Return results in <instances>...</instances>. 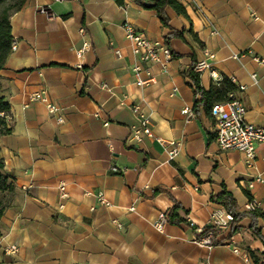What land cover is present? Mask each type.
Instances as JSON below:
<instances>
[{
  "label": "crops",
  "instance_id": "crops-1",
  "mask_svg": "<svg viewBox=\"0 0 264 264\" xmlns=\"http://www.w3.org/2000/svg\"><path fill=\"white\" fill-rule=\"evenodd\" d=\"M122 1L26 0L10 16L14 41L0 95L10 105L11 133L0 137V157L15 191L0 219V264H256L248 250L264 264V242L248 218L229 238V229L217 231L210 249L193 241L220 206L210 197L223 186L240 210L250 201L264 211V144H256L251 167L241 152L220 150L213 119L202 108L194 113L183 75L195 54L202 87H210L212 71L226 76L247 122L264 126V0H179L187 17L167 8L170 28L154 10ZM126 23L163 46L167 34L182 33L168 46L178 56L141 62ZM41 91L63 123L30 98ZM132 106L150 118L154 139H130ZM61 185L68 200L59 199ZM175 202L192 227L167 221L157 230ZM258 227L264 236V220Z\"/></svg>",
  "mask_w": 264,
  "mask_h": 264
},
{
  "label": "built area",
  "instance_id": "built-area-1",
  "mask_svg": "<svg viewBox=\"0 0 264 264\" xmlns=\"http://www.w3.org/2000/svg\"><path fill=\"white\" fill-rule=\"evenodd\" d=\"M62 0H53V2H61ZM39 14L45 15L49 19L54 18L53 12L49 6H39L37 8ZM126 38L130 41L133 54L137 55L141 62H155L164 64L170 61L172 53L165 45H159L150 41L143 32L135 29L130 23L124 25ZM88 48V42H83L79 54ZM197 66V65H196ZM204 67V64H199L198 67ZM135 71H140L136 66ZM211 77L213 81L220 80V76L212 71ZM254 78V75H252ZM146 81L138 80L137 84L143 85ZM243 85H237L239 91L244 90ZM34 101L44 103L47 112L52 115L58 123L64 122V115L61 109L54 102L50 101L44 91L34 93L31 97ZM132 112L136 115L137 124L132 126L130 130V139L134 142L142 141L143 137L154 139L152 133V125L150 118L146 116L138 106H132ZM183 114L194 116V113L189 108L182 110ZM245 107L240 99L234 93L228 95V100L224 102L215 103L212 105L210 115L213 119V131L215 135V142L222 151L237 150L244 155V160L247 166H252L256 155V144H264V126H258L247 122L245 119ZM110 170L114 173H120L122 170L112 166ZM256 181L261 182L260 178ZM59 199L61 201L68 200L69 194L64 185L59 187ZM98 203L105 204V198L102 193L97 195ZM255 209L253 202H248L246 210ZM168 221L166 214H160L155 221L154 226L157 230H162L164 224ZM232 215L226 212L221 206H217L211 213L208 225L200 231L199 235H195L194 242L200 247L212 248L216 244L213 243L215 233L219 230H226L230 228ZM199 231V230H198ZM204 233L201 235V233ZM15 250V247H11Z\"/></svg>",
  "mask_w": 264,
  "mask_h": 264
},
{
  "label": "trees",
  "instance_id": "trees-1",
  "mask_svg": "<svg viewBox=\"0 0 264 264\" xmlns=\"http://www.w3.org/2000/svg\"><path fill=\"white\" fill-rule=\"evenodd\" d=\"M26 0H0V70L4 67L6 59L12 52L13 37L10 31V16L18 11L25 3ZM118 4L122 5V0H115ZM142 8L148 10H154L156 15L165 28H170L169 17L166 13L167 8H171L178 15L187 17L185 7L179 0H135ZM176 37L183 39L182 33L173 31L164 37V44L169 46L170 39ZM169 48V47H168ZM172 57L178 55L174 52ZM191 64L183 72V75L189 80L194 94L193 111L198 113L202 108L206 114L210 115V110L213 104L224 102L228 100L230 93L236 92V87L232 81L224 75L220 76V80L212 81L210 87L205 90L200 83V73L196 71L197 60L195 54H190ZM11 119V111L8 100L0 95V137L11 133V127L9 125ZM15 191V186L12 177L4 170V161L0 157V219L5 210L9 207V199L11 194ZM160 189H155L154 194L160 193ZM251 200V196L246 193ZM210 200L220 205L226 212L232 215V221L230 222L229 232L227 237L229 238L239 229V222L244 219H250L249 229L251 232L262 242H264V236L261 234V229L258 227V220H264V211L260 209L253 210H240L232 193L227 191L225 186L223 190L210 197ZM186 210L182 208L177 202L174 203L172 208L168 212V222L172 225H187L192 227V224L186 219ZM204 231L201 233V235ZM216 235V233H215ZM216 238V237H215ZM213 238L214 244H219L216 239ZM254 262L258 263V257L252 250H248Z\"/></svg>",
  "mask_w": 264,
  "mask_h": 264
}]
</instances>
